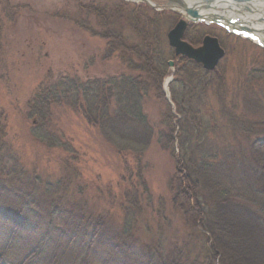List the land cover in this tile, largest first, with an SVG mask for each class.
I'll use <instances>...</instances> for the list:
<instances>
[{"label": "rangeland", "instance_id": "374dc122", "mask_svg": "<svg viewBox=\"0 0 264 264\" xmlns=\"http://www.w3.org/2000/svg\"><path fill=\"white\" fill-rule=\"evenodd\" d=\"M121 1L125 2L0 0V129L5 131L6 142L1 157L4 164L0 167L5 166V172L13 176L7 178L4 172L2 180L5 186L16 189L15 194L29 198L34 210L31 218H40V213L49 215L45 211L49 207L57 211L51 217L52 224L43 225L29 218L28 224L34 227L29 229L28 241L18 242L28 243L27 250L23 251L22 246L14 253L12 247L6 249V241L1 242V264H20L47 232L52 237L46 239V247L37 253V260L43 264H52L54 254L56 264H72L74 259L75 264H120L125 256L137 264H162L174 254L175 246L189 260L203 254L208 256L206 235L188 228L181 213L173 208L171 184L176 157L185 155L182 143H187L186 120L179 113L191 112L186 119L194 117L196 112L201 115L209 130L201 143L202 151L213 154L234 151L238 155L242 149L245 152L250 142L235 123L264 122V50L216 26L197 27L183 16L182 9L154 11L142 2H125L129 4L126 6ZM150 2L165 5L167 1ZM87 8L102 12L104 20L114 24L111 29L122 33L125 48L139 42L134 28L141 36L147 32L151 38L154 32H160L161 46L168 50L164 58L168 65L174 63L168 67L171 74L162 85L164 98L150 95L145 100L146 112L156 125V132L140 170L136 169L133 155L118 154L100 131L89 126L73 108L53 105L45 123L29 115L33 96L46 83L56 82L60 77L87 81L134 74L118 52L110 53L115 44L103 35L98 18L84 13ZM153 12L160 14L159 23L153 24ZM180 20L188 21L184 42L198 48L192 40H201L202 33L207 31L202 40L215 38L224 51L215 69L211 73L205 70L212 80L208 89L192 102L188 93L177 89L178 83L173 81L174 73L183 65L180 60L186 58L172 57L173 49L167 41L168 32ZM258 21L264 23V19ZM218 77L223 86L221 91L213 79ZM193 78L206 81L202 74L195 73ZM139 171L146 185L138 177ZM209 200L205 202L206 208L213 211V202ZM11 209L17 208L14 205ZM90 217L102 218V222L88 254L87 246L77 250L69 243V236ZM65 231L67 234L62 239Z\"/></svg>", "mask_w": 264, "mask_h": 264}, {"label": "trees", "instance_id": "16d2710c", "mask_svg": "<svg viewBox=\"0 0 264 264\" xmlns=\"http://www.w3.org/2000/svg\"><path fill=\"white\" fill-rule=\"evenodd\" d=\"M121 3L129 6L123 1ZM84 13L98 18L100 28L104 30L103 35L115 44V48L109 50L110 53L118 52L121 60L128 64L129 70L134 74L87 81L77 77H60L56 82L46 83V86L33 96L29 104V115L45 123L51 115L53 105L73 108L81 113L89 126L100 131L105 141L112 145L118 154L133 155L137 160L136 169L140 170L144 157L152 147L156 132V125L146 112L145 100L150 95L157 99L164 98L162 85L171 74L164 58L168 50L161 46L163 43L160 32H154V37L151 38L146 30L147 35L141 36L136 28L133 32L139 37V42L125 48L122 33L111 29L114 24H108L102 12L87 8ZM153 14V24L159 23L160 14ZM206 33H202V37ZM201 40H192V43L199 46L202 44ZM172 55L174 57V51ZM180 63L183 65L174 73L173 81L178 83L177 89L188 93V99L192 102L193 99H199V93L207 90L212 80L208 79L209 73L195 62L181 59ZM195 73L202 74L206 81L194 79ZM213 79L217 90L221 91L223 86L218 81L219 77ZM173 97L178 103L175 96ZM179 114L186 120L184 133L187 143H182L185 155L176 157V172L171 184L173 208L181 213L188 228L206 235L209 252L208 256L203 254L189 260L183 258L184 251L175 246L174 254L162 261V264H264V122L251 125L235 123L250 142L245 152L244 149L240 151L242 154L238 155L234 151L232 154L226 151L213 154L201 149V143L209 131L202 123L201 115L196 112L194 117L186 119V116L192 115L191 112L182 110ZM172 118L176 120V117ZM4 136L5 131L0 129V166L4 164V158H1L6 145ZM125 164L128 166L129 162L126 161ZM5 168L0 167V243L6 241V249L10 250L12 247V252L15 253L18 252L17 248L24 246L22 249L25 251L29 246L28 243L21 245L18 242L28 241L29 229L34 227L28 224V220L34 210L29 198L15 194L16 189L12 190L11 186H5L6 182L2 180ZM5 176L13 179L8 171ZM142 176L139 171L138 177L146 185ZM214 187L216 188L213 189ZM11 198L14 200L10 203ZM207 200L213 202L214 212L211 208H206ZM14 205L16 211L11 209ZM45 211L50 214L45 216L36 212L40 218L32 216L31 219L43 225L52 224L51 217L57 211L50 207ZM100 222L102 218L90 217L83 227H76L72 236L67 235L70 237L69 243L79 251L87 246L85 249L89 254L97 238ZM65 232L61 234L62 239L67 234V231ZM51 237L49 232L40 236L38 241H41L34 245L35 249L24 256L20 264H43L37 260V253L46 247ZM52 256L51 262L56 264L57 257L55 254ZM72 264H75V259ZM120 264L137 263L125 256L120 259Z\"/></svg>", "mask_w": 264, "mask_h": 264}, {"label": "water", "instance_id": "95a60500", "mask_svg": "<svg viewBox=\"0 0 264 264\" xmlns=\"http://www.w3.org/2000/svg\"><path fill=\"white\" fill-rule=\"evenodd\" d=\"M125 2H142L154 10H158V5H152L149 0H124ZM168 3L180 6V3L176 0H167ZM176 1V3H175ZM237 3H242V1H236ZM210 3L209 1L206 4ZM173 5L162 6L161 9H172ZM188 15L195 16L196 12L185 8ZM186 30V24L180 21L167 35L168 43L170 47L174 50L175 57H183L188 60L194 61L195 63L201 65L204 70L212 72L217 66L219 60L223 57L224 51L219 46L218 40L211 37H205L202 41V45L198 48L184 42L183 34ZM174 63L170 62L169 66L173 67ZM169 95V94H168Z\"/></svg>", "mask_w": 264, "mask_h": 264}, {"label": "bare ground", "instance_id": "6f19581e", "mask_svg": "<svg viewBox=\"0 0 264 264\" xmlns=\"http://www.w3.org/2000/svg\"><path fill=\"white\" fill-rule=\"evenodd\" d=\"M182 7L194 10L200 19H239L243 24L257 32L264 42V23L258 20L264 19V0L242 2L235 4L231 0L210 2L208 5L203 0H177ZM176 3V1H175ZM144 4V3H143Z\"/></svg>", "mask_w": 264, "mask_h": 264}]
</instances>
